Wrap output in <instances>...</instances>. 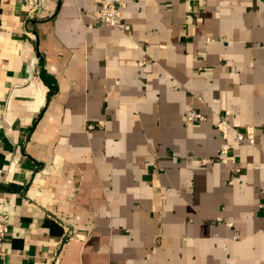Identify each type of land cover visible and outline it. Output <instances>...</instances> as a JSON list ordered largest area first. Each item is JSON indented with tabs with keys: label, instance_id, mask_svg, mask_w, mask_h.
<instances>
[{
	"label": "crops",
	"instance_id": "0c3cea01",
	"mask_svg": "<svg viewBox=\"0 0 264 264\" xmlns=\"http://www.w3.org/2000/svg\"><path fill=\"white\" fill-rule=\"evenodd\" d=\"M40 1L0 0V264H264V0Z\"/></svg>",
	"mask_w": 264,
	"mask_h": 264
},
{
	"label": "built area",
	"instance_id": "2783aa9c",
	"mask_svg": "<svg viewBox=\"0 0 264 264\" xmlns=\"http://www.w3.org/2000/svg\"><path fill=\"white\" fill-rule=\"evenodd\" d=\"M28 7V13L32 14L34 13L39 5L40 0H25ZM125 6V3L123 0H97V10H96V19L100 23H106L111 26H115L118 23L119 17L121 15V10ZM199 113L195 112L194 110H189L186 118L188 120H193L194 118L199 117ZM96 125L93 123H89L87 127L93 128ZM219 134L222 139V144L220 147V155L221 161H226L228 158V152L231 147V143L228 139V132L230 125L227 122L219 121L216 125ZM254 133L255 128L251 125H248L245 127L243 132L236 131L235 137L237 140H244L247 143L253 144L254 143ZM8 229V216L6 213H0V259L4 255V249H3V238L5 234L7 233ZM67 237H71V232H68ZM57 264V256L54 257L53 263Z\"/></svg>",
	"mask_w": 264,
	"mask_h": 264
}]
</instances>
